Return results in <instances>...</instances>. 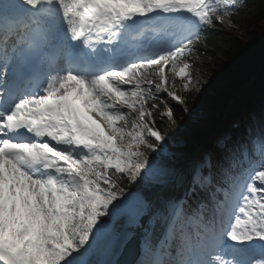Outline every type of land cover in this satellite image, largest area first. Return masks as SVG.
<instances>
[{
	"label": "snow or ice",
	"instance_id": "obj_1",
	"mask_svg": "<svg viewBox=\"0 0 264 264\" xmlns=\"http://www.w3.org/2000/svg\"><path fill=\"white\" fill-rule=\"evenodd\" d=\"M248 7L0 0V264H264V90L160 155Z\"/></svg>",
	"mask_w": 264,
	"mask_h": 264
},
{
	"label": "trees",
	"instance_id": "obj_2",
	"mask_svg": "<svg viewBox=\"0 0 264 264\" xmlns=\"http://www.w3.org/2000/svg\"><path fill=\"white\" fill-rule=\"evenodd\" d=\"M247 3L249 7L237 18L239 27L207 30V55L199 71L208 79L204 91L191 101L196 108L192 118L182 116L179 127L166 129L172 149L190 150L204 144L213 124L230 111L229 103L259 104L264 90V0ZM253 153L261 157L255 148Z\"/></svg>",
	"mask_w": 264,
	"mask_h": 264
}]
</instances>
